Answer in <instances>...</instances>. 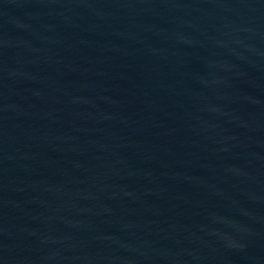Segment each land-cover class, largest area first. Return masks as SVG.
Returning <instances> with one entry per match:
<instances>
[{
  "label": "water",
  "instance_id": "water-1",
  "mask_svg": "<svg viewBox=\"0 0 264 264\" xmlns=\"http://www.w3.org/2000/svg\"><path fill=\"white\" fill-rule=\"evenodd\" d=\"M0 264H264V0H0Z\"/></svg>",
  "mask_w": 264,
  "mask_h": 264
}]
</instances>
